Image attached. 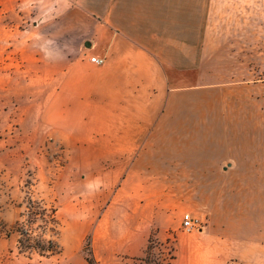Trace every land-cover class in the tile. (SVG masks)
Returning <instances> with one entry per match:
<instances>
[{
  "label": "crops",
  "instance_id": "1",
  "mask_svg": "<svg viewBox=\"0 0 264 264\" xmlns=\"http://www.w3.org/2000/svg\"><path fill=\"white\" fill-rule=\"evenodd\" d=\"M55 1L56 22L16 25L10 38L0 33V115L5 128L17 123L11 143L19 157L46 141L62 144L91 182L82 183L80 200L92 214L75 219L70 247L81 248L90 234L101 264H123L121 257L144 255L153 232L165 240L177 231L171 264H228L224 242L179 230L186 212L203 217L218 204L214 176L238 161L242 173L264 174L257 158L229 155L221 105L204 101L212 50L209 28L194 16L205 15V5ZM250 144L251 153L259 150L258 137Z\"/></svg>",
  "mask_w": 264,
  "mask_h": 264
},
{
  "label": "rangeland",
  "instance_id": "2",
  "mask_svg": "<svg viewBox=\"0 0 264 264\" xmlns=\"http://www.w3.org/2000/svg\"><path fill=\"white\" fill-rule=\"evenodd\" d=\"M189 3L206 7L205 15L194 16L195 24L209 28L206 37L212 50L207 65L211 73L202 79L203 85L209 86L203 96L204 101L221 105L219 125L231 147L228 153L234 159L255 157L264 163V0ZM54 5V0H0V24L7 25V30L0 33L10 38V29L16 25L56 22L59 16L49 13ZM37 34L42 37L46 32L38 30ZM2 109L0 96V112ZM1 119L0 115V264H90L91 235L85 236L81 248L73 250L66 234L79 225L75 219L92 214L80 200L82 183L90 188L91 182L74 170L62 144L46 141L38 145L32 157H19L11 143L17 123L5 128ZM255 137L260 141L259 150L251 153L254 148H250V141ZM238 167L214 176L220 186L216 192L218 204L203 217L200 210L202 218L189 212L198 228L186 231L181 224L179 230L187 238L211 236L224 242L228 264H264V174H245ZM10 226L29 232L33 238L55 239L62 252L22 254L20 233L7 235ZM153 233L155 242L149 254L121 257L122 263L171 264V255L176 256L177 231L170 232L165 240Z\"/></svg>",
  "mask_w": 264,
  "mask_h": 264
},
{
  "label": "trees",
  "instance_id": "3",
  "mask_svg": "<svg viewBox=\"0 0 264 264\" xmlns=\"http://www.w3.org/2000/svg\"><path fill=\"white\" fill-rule=\"evenodd\" d=\"M31 201V200H30ZM31 203V202H30ZM55 221V219H54ZM2 225V224H1ZM19 231V248L22 254L39 252L41 255H56L62 252V248L57 240L53 238H33L29 232L23 230H15V228L10 226L7 230V235H11L12 233ZM155 242L154 233L149 238L148 246L145 250L146 254H149L152 244ZM144 253V254H145ZM137 258V257H136ZM140 258V257H138ZM175 258V255H171V260ZM87 260L90 264H97V260L94 257L93 252H90V256L87 257ZM169 264V262H168Z\"/></svg>",
  "mask_w": 264,
  "mask_h": 264
},
{
  "label": "built area",
  "instance_id": "4",
  "mask_svg": "<svg viewBox=\"0 0 264 264\" xmlns=\"http://www.w3.org/2000/svg\"><path fill=\"white\" fill-rule=\"evenodd\" d=\"M91 61L96 64H102L105 59L103 57L92 56ZM182 227L186 231H192L198 228L197 220L191 215V213H186L183 218Z\"/></svg>",
  "mask_w": 264,
  "mask_h": 264
}]
</instances>
